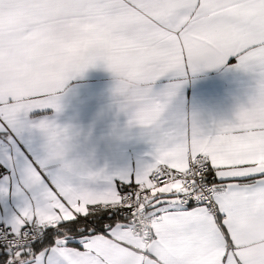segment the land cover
I'll return each mask as SVG.
<instances>
[{
    "label": "snow or ice",
    "instance_id": "6c2138e0",
    "mask_svg": "<svg viewBox=\"0 0 264 264\" xmlns=\"http://www.w3.org/2000/svg\"><path fill=\"white\" fill-rule=\"evenodd\" d=\"M97 63L151 146L133 168L28 119ZM217 68L255 79L231 119L171 110ZM0 264H264V0H0Z\"/></svg>",
    "mask_w": 264,
    "mask_h": 264
},
{
    "label": "crops",
    "instance_id": "0c3cea01",
    "mask_svg": "<svg viewBox=\"0 0 264 264\" xmlns=\"http://www.w3.org/2000/svg\"><path fill=\"white\" fill-rule=\"evenodd\" d=\"M114 75L102 64L89 67L67 82L61 92L60 111L51 108L32 111L28 119L47 117L74 134L69 158L85 168L108 171L133 168L146 158L150 144L138 128L124 131L127 117L114 94ZM168 83L167 78L156 87ZM255 87L252 73L237 69H209L190 78L173 100L171 110L191 120L193 114L203 125L232 118L238 105L246 104Z\"/></svg>",
    "mask_w": 264,
    "mask_h": 264
}]
</instances>
